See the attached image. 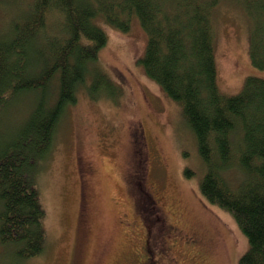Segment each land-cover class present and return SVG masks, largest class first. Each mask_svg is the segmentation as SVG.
Instances as JSON below:
<instances>
[{
	"label": "trees",
	"instance_id": "obj_1",
	"mask_svg": "<svg viewBox=\"0 0 264 264\" xmlns=\"http://www.w3.org/2000/svg\"><path fill=\"white\" fill-rule=\"evenodd\" d=\"M219 1L34 0L0 35V114L13 96H33L27 119L0 140V244L13 248V259L45 253L46 213L35 176L65 109L82 86L90 97L115 93L97 66L107 42L102 26L127 32L137 18L147 35L137 64L181 109L205 167L201 196L229 213L244 235L238 264H264V79L246 77L233 95L219 90L212 21ZM236 1L250 22L251 63L264 70V0ZM50 11L62 16L59 37L44 32ZM232 169L235 182L227 176Z\"/></svg>",
	"mask_w": 264,
	"mask_h": 264
},
{
	"label": "rangeland",
	"instance_id": "obj_2",
	"mask_svg": "<svg viewBox=\"0 0 264 264\" xmlns=\"http://www.w3.org/2000/svg\"><path fill=\"white\" fill-rule=\"evenodd\" d=\"M33 1L0 0V35L29 11ZM212 21L219 90L233 95L246 77L264 79V70L255 68L249 57L250 22L241 5L236 0H220ZM102 27L107 42L98 52L97 66L115 93L108 88L106 95L90 97L82 86L75 103L67 106L51 151L35 176L46 213L45 253L18 262L13 259V248L0 244V264H140L130 241L132 229L123 225L132 220L128 196L135 199L150 228L148 256L159 261L161 233L165 236L166 230L159 211L152 210L147 186L162 201L167 215L182 218V227H194L206 237L203 256L196 264H238L247 241L229 213L201 196L199 183L205 167L180 107L137 64L147 42L145 31L137 18L131 19L127 32ZM43 29L46 35L59 37L62 16L47 12ZM32 99V94H24L8 101L0 114V140L9 139L24 123ZM227 176L231 182L238 179L235 169ZM141 177H145L144 186ZM82 182L87 204L83 215L78 211ZM164 239V246H171L177 260L179 246Z\"/></svg>",
	"mask_w": 264,
	"mask_h": 264
},
{
	"label": "flooded vegetation",
	"instance_id": "obj_3",
	"mask_svg": "<svg viewBox=\"0 0 264 264\" xmlns=\"http://www.w3.org/2000/svg\"><path fill=\"white\" fill-rule=\"evenodd\" d=\"M137 129V128H136ZM133 167L130 164V168ZM145 177H141V186L145 185ZM130 182V181H129ZM84 183H81V189L79 193V209L80 214L83 215V211H87V204L86 200L84 198L83 194V188ZM147 195L150 199V205L152 207V210H158L160 213L159 220L162 221V224L164 225V230H166V238L167 240L173 241L176 246H179L180 251L178 252L179 258L177 260H181V263L176 260V257L174 256V252H172L171 246L167 245L164 246L165 242V236L161 233V241L163 247H159V261L152 260L148 256V248L147 245V237L149 235L150 228L146 225L144 218L142 217L141 213L139 212L138 208L136 207L135 199L132 200L130 196H128V199L131 202L132 205V220L131 223L125 222L123 224V220H120V223H122L126 228L132 229L133 237H131L130 241L132 242V246L136 250V254L139 258L140 264H196L197 260L200 259L203 256V251L205 249L206 244V237L203 235H200V231L195 230L193 227H182V218H174L170 215H167V210L164 209L162 201L160 199H156L153 196V191L147 186ZM161 204H159V203ZM166 211V212H165ZM80 215V218H81ZM86 215V213H85ZM126 216V215H124ZM79 218V225H80V219ZM82 222V221H81ZM84 224V220H83ZM78 225V226H79ZM84 228L88 229L87 226H84ZM137 239V240H135ZM137 244V245H135ZM174 245V244H173ZM178 250V249H177ZM176 250V251H177ZM165 261V262H164Z\"/></svg>",
	"mask_w": 264,
	"mask_h": 264
}]
</instances>
